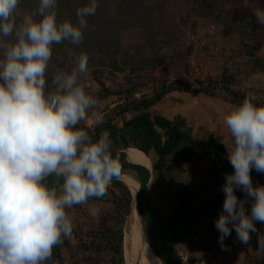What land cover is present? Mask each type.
<instances>
[{
  "label": "rangeland",
  "instance_id": "rangeland-1",
  "mask_svg": "<svg viewBox=\"0 0 264 264\" xmlns=\"http://www.w3.org/2000/svg\"><path fill=\"white\" fill-rule=\"evenodd\" d=\"M113 1L129 0H97L95 14L85 17L81 43L53 45L46 80L50 83L60 71L70 73L79 55L89 57L87 73L79 82L98 103L78 127L86 130L93 140L105 131L109 133V128L117 132L118 138L123 122L138 114H121L120 108L161 95V100L147 112L152 117L162 114L170 120L180 117L194 137V156L184 165L178 163V152L168 159L167 169L155 171L156 158L152 153L148 155L152 166L149 199L166 228L180 231L175 224L181 215L180 195L192 200L188 207L190 215L196 216L200 223L195 236H183L176 245L180 257L185 264H247L248 258L257 259V255L251 254L257 234H250V241L242 246L237 239L234 244L231 235L236 238V234L231 232L223 242L226 247L222 248L219 233H212L213 226L204 209L217 200L223 203L222 185L209 191L208 196L201 195L198 188L208 183V175L217 164L215 159L203 155L202 145L214 132L218 118L223 117L222 126L230 136L224 123L229 112L245 99L257 106L264 105V25L257 22L254 7L236 10L238 3L250 6L258 0H130L131 4L124 6ZM259 1L264 5V0ZM38 4L39 0H20L15 13L17 23ZM88 4L89 0H57L54 10L58 22L78 26L76 10ZM211 24L217 29L212 37L208 35ZM6 39L12 42V37ZM243 64L255 69L249 92L239 88L245 85L237 78ZM104 88L109 95H104ZM97 115L103 117L100 125L95 123ZM130 146L135 147L132 143ZM112 154L122 159L121 154ZM251 177L254 185H264V174L252 171ZM119 181L134 191L123 177ZM126 186L112 181L103 197H91L66 209L73 224L69 241L78 242L80 250L89 247L92 253L95 250L90 247L98 248L99 264L130 262L129 239L135 228L133 197ZM217 195L220 197L216 198ZM115 246L122 252L118 253ZM198 247L204 248L200 252L203 262L196 261ZM153 257L151 264H155Z\"/></svg>",
  "mask_w": 264,
  "mask_h": 264
},
{
  "label": "clouds",
  "instance_id": "clouds-1",
  "mask_svg": "<svg viewBox=\"0 0 264 264\" xmlns=\"http://www.w3.org/2000/svg\"><path fill=\"white\" fill-rule=\"evenodd\" d=\"M19 3L0 0V264H45L53 247L72 234L66 209L103 197L122 166L108 132L93 140L77 127L98 103L79 82L89 57L79 55L70 73L46 80L53 45L81 43L85 17L95 14L97 0L76 10L78 26L58 22L57 0H39L18 24ZM253 14L264 25V8ZM103 122L97 115L95 123ZM224 123L233 171L221 186L224 200L214 221L218 243L226 247L234 231L247 245L255 233L257 249L264 250V233L256 227L264 224V185H254L251 177L252 171L264 174V105L245 99Z\"/></svg>",
  "mask_w": 264,
  "mask_h": 264
},
{
  "label": "trees",
  "instance_id": "trees-1",
  "mask_svg": "<svg viewBox=\"0 0 264 264\" xmlns=\"http://www.w3.org/2000/svg\"><path fill=\"white\" fill-rule=\"evenodd\" d=\"M113 2L115 5L119 6L131 4L130 0ZM109 94L110 92L104 88V95L106 96ZM235 94L236 93H233L234 96ZM161 98V95H157L155 99H142L139 102L133 101L132 103H129V105L127 104L124 107H121V114L127 112H137L138 114L131 120L123 122L118 138L116 131L112 128H109L108 130L112 147L118 146L119 144L123 147H132L130 146L132 143L135 145L133 148L142 151L145 155L148 156L152 153L156 158V163L153 166L155 171L167 169L168 159L178 152L180 153L178 163L181 165L188 163L194 156V137L192 131L190 128L185 127L184 121L180 117H177L174 120H168L161 116L152 117L151 114L147 112V110L157 104ZM202 152L204 156L215 159L218 164H216L211 171L212 176L218 173H231L233 171L230 163L224 157L226 154L224 145L220 143L214 135H209L207 141L202 145ZM208 186V183L201 185V187L198 188L200 194L205 193ZM192 203L191 199L180 195L179 204L181 215L178 217L179 220L175 222L176 226H180V231L179 233H176L174 228H166L169 240L175 246L181 242L183 236H195L196 230L200 227L198 218L190 215L188 207ZM221 210L222 207L214 202L208 218L214 223ZM120 241L121 239L119 242ZM68 242V238H63V243L55 246V248L58 249L62 246L66 247L69 245ZM90 248H93L95 253L98 251V248L93 246ZM118 248L119 247L115 246L116 251L121 253L122 251L120 248L118 251ZM198 260H200V258Z\"/></svg>",
  "mask_w": 264,
  "mask_h": 264
},
{
  "label": "crops",
  "instance_id": "crops-1",
  "mask_svg": "<svg viewBox=\"0 0 264 264\" xmlns=\"http://www.w3.org/2000/svg\"><path fill=\"white\" fill-rule=\"evenodd\" d=\"M252 7H254V9H256L258 7L259 8H264V5L259 0L256 1L253 5H250V6H245L244 4H239L238 3L236 5V8H238V9H236V10L239 11V10H244V9H241V8H252ZM249 12L251 13L250 10L248 11V13ZM254 70L255 69L253 67L246 66L245 64H243L241 66V68L239 69V71H238L239 72V76L237 78L241 79L242 82L245 84V85H243V86H245L244 87L245 89L243 88V86L239 87V88L242 89L241 91L244 90V91L249 92L250 89H252V84L251 83H252L253 77L255 75ZM246 88H248V89H246ZM182 113H185V110H183ZM178 114H181V113H178ZM158 116L164 117L162 114L158 115ZM164 118L170 120L168 117H164ZM171 120H173V118ZM222 120H223V117H219L218 118L216 126L214 128L215 130H214V132L212 131L211 134L214 135L216 138H220V143H222L224 145L225 150H226V154L224 156L226 158L227 157V148L230 149V147H232V142H231L230 136H228V132H226L224 130L226 128L224 126H222ZM219 123H221V125H219ZM225 174L226 173H218V174L212 176L211 172H210L209 175H208V177H209L208 178L209 186L207 188V191L205 193H201V195H203V196L207 195L208 196L209 195V193H208L209 191H211L212 189L218 187V185H222L224 183ZM220 181L223 182V183H221ZM218 197H220V196L217 195L216 198H218ZM217 201H215V202L218 203ZM208 205H209L208 208L204 209V210H207V218L209 217V212L212 209L213 203H210ZM218 205H220L222 207V204L218 203ZM209 223L213 226L212 233L213 232L214 233H218V231L214 227V223L210 219H209ZM256 227H257L259 232L264 233V224H261L260 222H256ZM233 233H234V231H232V234ZM250 234H252V233H250ZM231 238H234V244H235V239H236L235 235L234 234L231 235ZM256 240L254 241V243H252L251 251H253V253H251V254L257 255V259L256 258H251V259L248 258L247 261L248 262L250 261V262L247 263V264H264V250H258L257 249V241ZM238 243L241 244V242H239V241H238ZM68 244H69L68 246H66V247L62 246V247H59L58 249H56L55 246H54L53 249H52V256H51V258L48 261L45 262V264H96V262L98 261L97 259L100 258L98 256V254L94 253V251L92 253V249L89 250V247H87L88 248L87 250L86 249L85 250H80V248L77 246L78 242L74 241L73 239L70 240L68 242ZM242 246H244V245L242 244ZM89 253H91L93 255L90 256ZM254 253H256V254H254ZM258 254H260V256ZM85 256H88V257L90 256V259H88ZM94 258H96V260ZM127 259H128V256H127ZM129 263L130 262H128V264ZM97 264H99V263L97 262Z\"/></svg>",
  "mask_w": 264,
  "mask_h": 264
},
{
  "label": "water",
  "instance_id": "water-1",
  "mask_svg": "<svg viewBox=\"0 0 264 264\" xmlns=\"http://www.w3.org/2000/svg\"><path fill=\"white\" fill-rule=\"evenodd\" d=\"M124 149L126 148L114 146L112 147V152L121 154L120 156H122V159L120 158L122 166L121 176L133 173L135 179L140 184V188L134 198L136 200V206H138L141 219L147 229L146 231L149 234V236L147 235V241L150 244L151 249L162 264H185L180 260L179 253L169 240L162 219L150 202L148 192V185L151 180L150 173L142 167L129 164L122 153ZM119 179H114L113 181L119 182Z\"/></svg>",
  "mask_w": 264,
  "mask_h": 264
},
{
  "label": "bare ground",
  "instance_id": "bare-ground-1",
  "mask_svg": "<svg viewBox=\"0 0 264 264\" xmlns=\"http://www.w3.org/2000/svg\"><path fill=\"white\" fill-rule=\"evenodd\" d=\"M122 151L126 161L135 166L142 167L150 173L152 171L151 161L147 155H145L142 151L133 148V147H125ZM121 177H123L128 184H132L134 191H130V189L121 181L124 186L128 188V190L131 192L133 201L131 203V212H134V228H135V234H130L129 239V246L128 249H130L129 253V259L130 264H151L150 260L151 257H155L158 259V257L155 255L153 250L150 247V244L148 243V232L145 228V225L141 219V216L139 214L138 206H136V200L135 195L138 192L140 188L139 182L135 179L134 174H124ZM131 214V213H130ZM148 235V236H147ZM124 237V235H123ZM153 255V256H152ZM153 257L154 261L156 262L155 258ZM158 261H160L158 259Z\"/></svg>",
  "mask_w": 264,
  "mask_h": 264
},
{
  "label": "built area",
  "instance_id": "built-area-1",
  "mask_svg": "<svg viewBox=\"0 0 264 264\" xmlns=\"http://www.w3.org/2000/svg\"><path fill=\"white\" fill-rule=\"evenodd\" d=\"M216 32H217V29H216V25L215 24H211L210 26H209V29H208V35H210L211 37L212 36H215V34H216ZM209 220V219H208ZM205 226V225H204ZM199 248V247H198ZM206 250V249H205ZM204 251V248L203 247H200L199 248V254L197 255V257H196V261H202L201 260V254H200V252H203ZM200 258V260H198ZM203 262V261H202ZM201 262V263H202Z\"/></svg>",
  "mask_w": 264,
  "mask_h": 264
},
{
  "label": "flooded vegetation",
  "instance_id": "flooded-vegetation-1",
  "mask_svg": "<svg viewBox=\"0 0 264 264\" xmlns=\"http://www.w3.org/2000/svg\"><path fill=\"white\" fill-rule=\"evenodd\" d=\"M163 224H164V226H165V228H166V225H165V223L163 222ZM169 237V236H168ZM175 248H176V246L175 245H173ZM178 252V251H177ZM179 253V252H178ZM180 255V254H179ZM152 258V257H151ZM155 258V257H154ZM155 260H156V262L154 261V263L156 264L157 262H159L158 261V259H156L155 258ZM180 260L184 263V261L182 260V258L180 257ZM123 261H124V257H123ZM125 264V263H124Z\"/></svg>",
  "mask_w": 264,
  "mask_h": 264
}]
</instances>
